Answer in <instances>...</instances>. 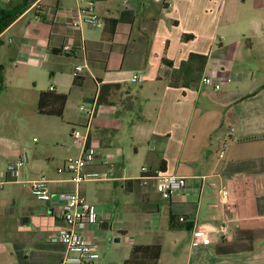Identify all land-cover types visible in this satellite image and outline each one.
Returning a JSON list of instances; mask_svg holds the SVG:
<instances>
[{
  "label": "crops",
  "instance_id": "1",
  "mask_svg": "<svg viewBox=\"0 0 264 264\" xmlns=\"http://www.w3.org/2000/svg\"><path fill=\"white\" fill-rule=\"evenodd\" d=\"M11 1L21 0H0V8ZM68 1L29 0V8L0 34V264L62 263L66 247L51 242L64 226L61 203L29 199L32 182L42 177L52 181L54 194L75 190L59 169L78 159L81 149L74 144V130L64 127L69 96L63 119L40 115L37 106L43 91L66 94L71 83L83 89L89 82L96 86L94 96L81 93L97 109L90 127L97 162L89 170H110L119 180L108 183L121 185L125 196L135 199L119 204L118 214L101 211L109 232L101 225L80 226L83 237L99 246L95 264H125L134 245L154 244L163 247L160 264H174L185 243L184 264H227L229 258V264L239 259L264 264V0H77L73 9ZM90 3L101 28L69 14ZM109 19L119 21L112 38ZM185 34L195 38L184 41ZM191 53L209 56L203 79L221 83V90L203 79L185 89L160 78L170 71L165 57L178 69ZM63 57L73 60L68 69H63ZM258 60L259 66L254 64ZM78 66L83 67L79 74ZM130 71L142 77L138 90L131 86ZM108 83L124 87L117 102L99 105L100 87ZM129 97L142 106L144 123L131 125L127 110L117 116L124 109L121 100ZM25 101L30 111L14 112ZM82 125H89L88 114ZM28 126L42 138H34V146ZM128 130L154 140V146L124 145L120 136ZM105 158L111 165L102 163ZM19 159L25 166L14 177L8 164ZM162 160L166 172L186 179L184 189L167 201L152 182L139 180L127 192L125 181L138 180L143 167L159 169ZM135 162L141 163L139 170ZM102 190L112 192L111 187ZM226 190L229 196L223 199ZM226 213L229 236L211 233V244L204 245L198 229L219 226ZM172 216L186 217L192 230H170ZM237 247L245 250L240 257Z\"/></svg>",
  "mask_w": 264,
  "mask_h": 264
},
{
  "label": "built area",
  "instance_id": "2",
  "mask_svg": "<svg viewBox=\"0 0 264 264\" xmlns=\"http://www.w3.org/2000/svg\"><path fill=\"white\" fill-rule=\"evenodd\" d=\"M39 9L42 7L38 6ZM71 16L79 17L80 22L93 28L103 27V23L99 19L95 11L93 3L86 7H78L75 10H70ZM76 25L79 22H75ZM71 50V48H66ZM83 70L82 66L76 67V73L79 74ZM142 80L140 75L132 77L133 83H139ZM230 82L231 80L228 79ZM203 83L207 86H212L215 90L219 91L222 88L221 83H215L213 79L205 77ZM53 89V88H51ZM96 106L94 105L91 110H86L85 106L81 107V111L86 112L89 116V125L83 129H74L72 137L75 146L81 149V156L78 159L68 160L62 168L59 169L60 174L67 175V181L76 185V189L68 192L52 193L49 185L52 181L46 177H42L32 182L31 192L36 199L45 202H52L57 200L61 203L60 217L64 223L58 232L51 238V242L60 243L66 247L65 255L61 264H95L101 257L99 246L95 243L89 242L80 233L79 228L82 225H99V213L95 205L91 204L85 196H83L79 188L86 182H112L117 181L119 178L112 175L110 170H89L90 166L97 162V151L90 143V127L96 115ZM234 132V129L231 130ZM225 156V151L221 152L220 157ZM104 165H111L110 159H102ZM25 166V160L19 159L8 164V172L14 177H20L22 169ZM138 180L143 181L145 184L152 182L156 192L163 200H170L175 192H178L186 187V179L181 176L162 172L158 169L153 170L149 167H143L141 176ZM229 192L223 191V199H227ZM225 209L230 211L228 203H224ZM184 217L181 221H184ZM231 217L226 213L222 224L219 226H207V231L198 229L197 236L202 237L204 245L211 244L210 234H217L224 238L229 236V224Z\"/></svg>",
  "mask_w": 264,
  "mask_h": 264
},
{
  "label": "trees",
  "instance_id": "3",
  "mask_svg": "<svg viewBox=\"0 0 264 264\" xmlns=\"http://www.w3.org/2000/svg\"><path fill=\"white\" fill-rule=\"evenodd\" d=\"M106 1V0H101ZM29 8V0L11 1L7 7L0 8V34L8 28L13 22H15L27 9ZM109 35L112 38L116 33L118 25L117 19H109ZM195 36L185 34L183 36L184 41H191ZM209 60V56L198 53H191L189 58L183 61L178 69L174 68V63L167 59H163V63L170 69L164 75L161 74L160 78H165L173 88L183 87L185 89H191L197 87L203 79V75ZM3 66L0 65V83L4 84V77L2 75ZM167 76V77H166ZM80 77L76 78L75 85H81ZM123 85L120 83H108L102 84L100 87L98 104H114V99L117 96V92L123 89ZM131 89H129L130 91ZM132 97L121 100V104L124 105V109L118 111L117 116L120 117L122 113L127 110L130 114L131 125L137 123H144L145 118L142 115V106L135 104ZM68 103V95L57 93L54 89L43 91L40 93L37 112L44 116H54L63 119ZM159 171L166 172V161L162 160ZM139 180H127L124 183V187L127 192H132L133 185ZM182 217L172 216L170 219V230H192V225L186 217L184 221H181ZM163 254V247L160 244L154 245H134L129 259L125 264H160V260Z\"/></svg>",
  "mask_w": 264,
  "mask_h": 264
},
{
  "label": "rangeland",
  "instance_id": "4",
  "mask_svg": "<svg viewBox=\"0 0 264 264\" xmlns=\"http://www.w3.org/2000/svg\"><path fill=\"white\" fill-rule=\"evenodd\" d=\"M75 2H77V0L75 1L69 0L67 2L68 8L70 9L76 8L77 6ZM262 15L264 16V12L261 14V16ZM62 60L64 61L62 62L63 69L64 68L68 69L69 66L72 65V62L70 61H73V60L71 58L63 57ZM260 62L261 60H258V61H255L254 64L259 66ZM129 66H130V69H133L135 67L134 64H130ZM130 72H131V76H133V74L135 75L134 71H130ZM85 75H87L86 72H85ZM131 86L135 90H138L140 88L139 83H133L131 84ZM82 92L86 93L85 97H88V96L93 97L96 92V86L93 84V82H89L88 84H86L85 88L83 89L73 88L72 83L71 85L67 86L66 94L69 96L70 103L67 108L68 123L65 122L66 123L65 125L67 126H64V127H66V129L69 130V132H72L74 129H83L82 124L87 120V113L81 111V107L85 106L86 110L88 111V110H91L93 106L92 104L86 102V99H84L83 95H81ZM114 101L117 102L118 98H115ZM29 105L30 103H27L26 101L20 102L19 104L15 105L14 112L22 113L23 111H30ZM28 136H29V142L33 146L35 144L33 141L34 138H37L38 141L42 140V138L37 133L33 132V129L31 126H28ZM120 141H122V143L127 146H130L131 144H133V142L136 143L137 145L139 144L140 147L152 148L154 146L153 144L154 140H151V142H149L148 137L143 136V135L138 136L134 134L133 132H131V130L123 132V134L120 136ZM54 149H59L60 151H63L61 150L62 148H58V147H55ZM134 167L135 169L139 170V168H141V163L134 164ZM103 187L104 188L111 187L112 192L111 190L109 191L102 190ZM124 192L125 191L123 190V187L121 185H117L114 183H108V182L106 183L86 182L83 185H81V194L87 197V200L91 204L95 205L100 218H102L103 216V213L101 211L105 213L113 212L115 214H118L119 211L117 210L119 209V204H122L124 202L131 203L133 200H135L134 197L132 196H128L127 198ZM32 195L33 194H31L29 201L36 200V197ZM165 205H168V204H165ZM100 221L103 222L104 220L100 219ZM102 222L99 224V226L102 224ZM101 231L109 232L110 230L108 229V230H101ZM171 234L178 235V233H174V232H172ZM257 234L258 232H255V235ZM255 238H257V236ZM187 246H188L187 243H185L180 247L179 254L176 257L174 264H184L185 263L184 261L188 255ZM255 250L254 249L252 250V255L255 254ZM244 251L245 250L243 249V247H237L236 257L242 256ZM167 256H172V252L167 253ZM231 259L232 258L226 259V261L228 262L227 264H229ZM238 264H241L240 259L238 260Z\"/></svg>",
  "mask_w": 264,
  "mask_h": 264
},
{
  "label": "water",
  "instance_id": "5",
  "mask_svg": "<svg viewBox=\"0 0 264 264\" xmlns=\"http://www.w3.org/2000/svg\"><path fill=\"white\" fill-rule=\"evenodd\" d=\"M101 226H102L103 230H108L109 229V222L108 221H103Z\"/></svg>",
  "mask_w": 264,
  "mask_h": 264
}]
</instances>
